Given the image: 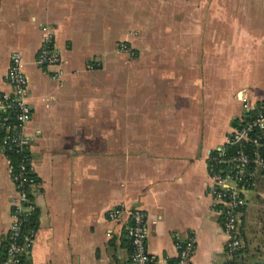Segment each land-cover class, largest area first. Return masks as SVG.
<instances>
[{
    "label": "crops",
    "instance_id": "crops-1",
    "mask_svg": "<svg viewBox=\"0 0 264 264\" xmlns=\"http://www.w3.org/2000/svg\"><path fill=\"white\" fill-rule=\"evenodd\" d=\"M43 25L62 57L60 78L36 62ZM15 51L38 179L24 264H132L130 217L108 215L121 204L146 211L156 264H173L176 240L189 233L192 264H223L207 156L244 118L245 102L264 101V0H0V94L11 92ZM9 158L0 146L3 256Z\"/></svg>",
    "mask_w": 264,
    "mask_h": 264
},
{
    "label": "built area",
    "instance_id": "built-area-1",
    "mask_svg": "<svg viewBox=\"0 0 264 264\" xmlns=\"http://www.w3.org/2000/svg\"><path fill=\"white\" fill-rule=\"evenodd\" d=\"M44 36L36 56L41 65L56 66L52 76L60 78L62 57L54 45V34L50 26L43 25ZM119 49L131 53L125 43ZM92 68V64H87ZM5 78L11 92L0 94V139L1 148L18 157L16 163L9 158L10 176L15 187L11 199L12 222L6 233L7 248L0 264H24L25 256L34 242L36 227L33 222L35 203L31 189L38 183L32 165L31 144L33 135L27 130L31 116V105L27 101L28 77L22 69L19 52H12ZM246 115L243 122L233 127L224 144L210 150L207 156L209 172L207 193L210 210L219 215L226 235L225 252L232 254L243 245L241 235V206L247 189L257 185L264 177V101L244 103ZM234 147L233 152L228 148ZM128 215L130 221L126 233L130 240L132 264H156L157 258L147 248L146 211L141 207L125 204L112 207L110 218ZM197 245L195 233L176 240L178 250L173 264H192ZM107 264H110L109 262Z\"/></svg>",
    "mask_w": 264,
    "mask_h": 264
},
{
    "label": "rangeland",
    "instance_id": "rangeland-1",
    "mask_svg": "<svg viewBox=\"0 0 264 264\" xmlns=\"http://www.w3.org/2000/svg\"><path fill=\"white\" fill-rule=\"evenodd\" d=\"M247 190V200H245L247 202L244 203V211H241L243 217L242 246L244 248L238 253V258L264 259V184L256 186L253 190L251 188ZM222 257L223 264H225L228 259L233 257V254L226 253Z\"/></svg>",
    "mask_w": 264,
    "mask_h": 264
},
{
    "label": "trees",
    "instance_id": "trees-1",
    "mask_svg": "<svg viewBox=\"0 0 264 264\" xmlns=\"http://www.w3.org/2000/svg\"><path fill=\"white\" fill-rule=\"evenodd\" d=\"M241 122H243V119L237 124V125H239ZM236 125V126H237ZM2 131L0 130V139H1V136H2ZM228 150H229V152H233L234 151V147L233 146H230L229 148H228ZM8 155H9V157H10V160L12 161V162H14V163H16V161H17V159H18V157H17V155L15 154V153H13V152H11V151H7L6 152ZM260 184H264V177H261V178H259V180H258V183H257V185L256 186H258V185H260ZM255 187V186H254ZM244 208H245V206H244V204H242V206H241V211H244ZM242 219V221H241V235H242V237H243V231H242V226H243V217L241 218ZM7 238H6V248H7ZM244 248V246H241L240 248H238L237 250H235L232 254H233V257L232 258H230V259H228L226 262H225V264H264V259H260V258H255V259H250V260H248V259H244V258H242V257H239L238 258V253L242 250ZM5 251H6V249H5ZM5 254H6V252L4 253V256L3 255H0V259H2V258H4L5 257ZM25 259V258H24Z\"/></svg>",
    "mask_w": 264,
    "mask_h": 264
}]
</instances>
